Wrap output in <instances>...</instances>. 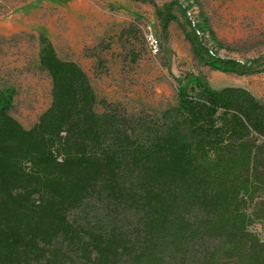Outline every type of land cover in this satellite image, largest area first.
<instances>
[{
    "label": "trees",
    "instance_id": "16d2710c",
    "mask_svg": "<svg viewBox=\"0 0 264 264\" xmlns=\"http://www.w3.org/2000/svg\"><path fill=\"white\" fill-rule=\"evenodd\" d=\"M197 1L157 13L166 24ZM187 22L211 70L251 73L264 58L221 56L208 18ZM38 61L51 100L30 128L0 87V264H264L262 101L188 75L179 107L130 113L46 36Z\"/></svg>",
    "mask_w": 264,
    "mask_h": 264
},
{
    "label": "rangeland",
    "instance_id": "374dc122",
    "mask_svg": "<svg viewBox=\"0 0 264 264\" xmlns=\"http://www.w3.org/2000/svg\"><path fill=\"white\" fill-rule=\"evenodd\" d=\"M170 1L0 0V87L16 90L10 114L30 128L50 103L51 79L38 61L41 36L61 59L82 67L98 99L130 113L179 107L178 80L188 75L205 78L214 90L243 87L264 103V58L251 73L211 70L186 36L187 18L204 14L221 43L219 55L264 56V0H198L188 13L173 6L164 24L157 12ZM149 34L158 40L155 53Z\"/></svg>",
    "mask_w": 264,
    "mask_h": 264
},
{
    "label": "built area",
    "instance_id": "2783aa9c",
    "mask_svg": "<svg viewBox=\"0 0 264 264\" xmlns=\"http://www.w3.org/2000/svg\"><path fill=\"white\" fill-rule=\"evenodd\" d=\"M146 40H147V44L149 46L150 51L152 53H155L158 48V40L152 34L147 35Z\"/></svg>",
    "mask_w": 264,
    "mask_h": 264
}]
</instances>
